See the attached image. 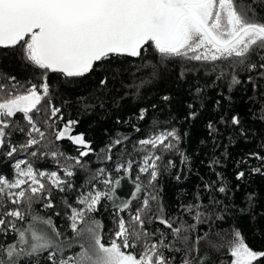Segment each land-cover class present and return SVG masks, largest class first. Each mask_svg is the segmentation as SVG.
<instances>
[{"label": "snow or ice", "instance_id": "obj_1", "mask_svg": "<svg viewBox=\"0 0 264 264\" xmlns=\"http://www.w3.org/2000/svg\"><path fill=\"white\" fill-rule=\"evenodd\" d=\"M257 4L264 0H0V48L18 50L25 67L42 79L39 85L29 81L27 87L15 76H9L7 84L0 83V156L14 160L11 178L0 173V264H40L44 253L48 264H177V260L179 264H264V250H253L235 224L225 227L228 205L221 207L223 202L215 195L205 204L197 193L193 202L181 206L182 215H165L156 192L160 162L170 152L179 153L181 164L187 157L179 150L177 130H156L157 121L145 137L117 136L101 149L106 163L112 161L114 149L132 142L138 158L129 154L112 169L97 168L80 186L74 204L62 199L71 236L56 227L51 212L44 216L33 207L39 203L44 210H54V193L75 190V169L87 171L83 158L93 152L83 133L74 134L79 122L65 121L61 108L52 102L48 74L68 82L95 74L98 88L106 90L113 80L128 75L123 65L133 64V82L123 83L127 96L133 91L139 94L170 65L179 64L180 79L202 68L212 84H224L228 93L250 84L249 100L259 101L256 94L264 81V13ZM186 61L197 62L200 68H189ZM209 86L205 82L195 89L189 109L197 101L203 107ZM260 104L253 117L264 122V101ZM147 111L140 108L137 120L144 121ZM198 114L190 111L187 118L195 120ZM221 123L229 121L221 117ZM230 124L246 135L239 115H232ZM207 127L209 135L218 131L212 122ZM133 128L141 131L136 125ZM47 129L53 130L54 142L44 143ZM17 132L24 135L23 143L14 142ZM64 140L77 146L78 156L50 150ZM37 146L49 150L41 152ZM17 154L25 158L15 159ZM249 155L261 161L251 172L264 175V156ZM28 157H50L58 170L36 168ZM61 159L72 163L61 165ZM167 166L175 164L168 160ZM244 177V171L236 173L237 181ZM124 180L134 187L128 199L120 200L117 189ZM204 188L228 192L223 185L213 188L206 183ZM133 201L138 202L135 211ZM105 202L115 209V228L107 243L103 225L94 216Z\"/></svg>", "mask_w": 264, "mask_h": 264}, {"label": "trees", "instance_id": "obj_2", "mask_svg": "<svg viewBox=\"0 0 264 264\" xmlns=\"http://www.w3.org/2000/svg\"><path fill=\"white\" fill-rule=\"evenodd\" d=\"M256 7L264 13V4H257ZM139 63L140 61H136V64ZM184 63L189 68L194 66L200 68V65L194 61ZM179 67V64L170 65L162 77L153 83L144 85L139 94L133 91L127 96L124 93L129 90L123 87V83L133 82L131 74L136 71L133 64L123 65L128 75H124L123 80L119 77L113 80L106 90L98 88V77L95 74L87 78H75L71 82L58 74H48L52 102L61 108L65 121L72 119L79 122L74 128V134L83 133L85 140L93 149L88 157L83 158L87 162L85 165L87 171L79 167L75 169L77 175L72 178L75 190L54 193L56 204L54 210H44L39 203L33 205L41 215L47 216L51 212L53 223L66 236H71V230L67 227L69 221L64 214L62 199L66 198L74 204L80 186L85 184L97 168L112 169L117 160L121 158L127 160L130 158L129 154L131 158H138L140 155L133 150L132 142H126L125 145L114 149L112 161L105 163L101 149L117 136L143 138L153 130V121H157L156 130L165 128L177 130L181 137L179 150L187 157L186 163L181 164L179 153L170 152L164 154L160 162L161 174L156 184V192L159 196V203L165 209V215L168 217L182 215L181 206L193 202L197 193L200 194L205 204L208 203L210 195H215L223 202L221 207L228 205L225 227L235 224L242 230L247 244L253 250H264V175L251 172L252 168L261 166V161L249 155L258 153L264 156V122L253 117V113L258 114L260 102L264 101V95H261L264 94V81H260L261 88L256 94L260 100H249V97L253 96L250 84H245L233 93H228L224 84H212V77L206 75L202 68L198 72L187 73L186 79H180ZM0 73L6 74L0 75V83L4 84L8 83L9 76H15L25 87L28 86L29 81L37 85L42 82L40 77L33 74L31 68L25 67L19 51L15 49H0ZM241 75L244 76V74ZM205 82H208L210 86L204 90L203 107L197 101L195 108L189 109L188 104L193 102L195 89L202 87ZM163 95L169 96L170 100H161L160 97ZM229 95L232 97L231 100L225 98ZM217 100L220 101L219 105L216 104ZM153 104L156 105L155 108L152 107ZM140 108L148 110L144 121L137 120ZM190 111L199 113L195 120L187 118ZM232 115H239L242 121L241 126L246 132L245 136L240 135L238 127L230 124ZM221 117L229 123H221ZM209 122H212L218 129L212 135H209L207 127ZM62 125L63 122H60L58 126L62 127ZM133 125L140 127L141 131L135 132ZM46 131L48 135L44 143L54 142L53 130L47 129ZM14 135L15 143H23L25 137L22 133L17 132ZM37 147L41 152L49 150L41 146ZM50 150L59 151L65 157L79 155L77 146L67 140L55 142V146ZM23 158H25L24 155L20 154L15 157V159ZM28 159L33 161L34 167L41 170H58V165L50 157H42L38 160L28 157ZM168 160H172L175 167L168 168ZM217 160L218 163H213ZM241 161L247 162L241 163ZM13 163L14 160L0 156V173L11 178ZM66 163L72 162L61 159V165ZM238 171L245 172V177L241 181L236 180ZM217 173L220 174L219 177ZM177 174L180 175V180L176 179ZM113 175L116 174L113 173ZM206 183L212 184L213 188L223 185L228 192L225 195L207 191L204 188ZM133 187L130 181H122L120 188L117 189V196L120 200L128 199ZM119 202L118 200L117 203ZM137 203L133 201L132 211H135ZM153 207L155 208L156 205L154 204ZM241 209L244 210L243 214H241ZM55 211L60 212L61 215H55ZM114 212L115 209L111 203L105 202V205L94 214L95 219L103 225L106 243L111 230L115 228ZM122 215L125 219L128 218V212ZM188 219L191 218L188 217ZM148 227L152 230L151 225ZM46 255V253L42 254L40 264H48L44 259Z\"/></svg>", "mask_w": 264, "mask_h": 264}, {"label": "water", "instance_id": "obj_3", "mask_svg": "<svg viewBox=\"0 0 264 264\" xmlns=\"http://www.w3.org/2000/svg\"><path fill=\"white\" fill-rule=\"evenodd\" d=\"M0 49H3V48H0Z\"/></svg>", "mask_w": 264, "mask_h": 264}]
</instances>
